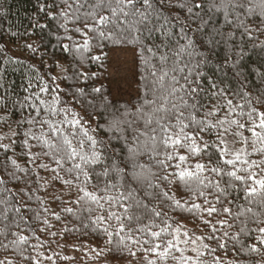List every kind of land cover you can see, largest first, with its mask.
Here are the masks:
<instances>
[{
    "label": "trees",
    "instance_id": "obj_1",
    "mask_svg": "<svg viewBox=\"0 0 264 264\" xmlns=\"http://www.w3.org/2000/svg\"><path fill=\"white\" fill-rule=\"evenodd\" d=\"M172 3L174 4L175 0H172ZM62 10L64 6L61 0H0V144L9 146L8 151L0 148V178L5 181L0 184V261L5 264L9 261L11 264H34V258L39 264H147L148 259H153L157 260V264H178L177 259L172 257L179 258L181 253L175 249L171 251L166 262L141 250L140 245H130L136 253L135 256L127 251L122 255L118 254L115 249L118 240L115 235L118 228L115 219L106 220L99 229L93 230L92 221L98 215L107 217L108 211L123 213V208L118 206L122 203L128 207L130 214L141 217L139 225L135 220L129 224L124 218L123 223L129 227L151 223L155 224V227L149 228V231L166 229L168 233H174L178 227L180 233H183L181 227H185L184 225L193 228L197 237L201 238H194V246L205 253L199 258L201 264H217V258L219 264H264V245L258 243L260 233L256 231L259 227H264V223H254L255 220L264 221V208L258 203L264 199V193L258 191L255 196H246L247 189L240 182L223 173L217 175L205 170L201 173V178L207 187L198 185L195 181L191 182V187L193 191L198 188L203 190L207 201L211 202L209 204L204 198H198L189 192L185 184L175 177V173L179 171L175 165L181 163L178 159L180 155L188 157L187 161L181 164V168L189 171H194L197 163L208 164L209 156L215 164L218 153L212 145L219 144L217 131L202 132L197 137L200 148L204 147L205 141L208 142L210 147L207 154L193 155L187 148L178 147L173 153L176 158L168 162L170 167L166 170L157 167L156 161L150 159V153L145 151L144 141L121 137L125 128H122V133L119 134L112 129L124 118L112 117V53L116 50H141L133 45L112 46L109 43L108 48L104 49L107 59L93 61L91 57L102 54L101 49L96 46L97 41L92 39L93 34L82 36L76 29H83V24L74 22L71 15L65 19L59 15ZM160 11L173 23H176V18L179 17L186 29H190L185 35L177 25L171 29L172 35L167 39L160 33L155 34L154 44L159 47L154 49V69L158 75L162 71L168 73L166 84L175 76L179 85H183V77L190 70L194 78L196 59L201 56L208 57L207 65L201 67L204 75L199 80L203 89L200 93L201 102L206 107L197 114V119H202L203 114L212 109L213 105L225 99H232L234 104H245L246 109L255 106L264 111V79L257 74L264 72V47L259 46L264 42V31L253 30L249 38L248 34H242L240 28L225 23L222 14H216L206 30L208 34H204L196 31L199 21L194 23L180 9L165 4ZM210 15L212 14L207 13L206 18ZM241 19L245 17L241 16ZM246 23L255 29L258 22L256 17H252L246 20ZM260 27L264 29V25ZM213 28L219 29L222 35H215ZM209 34L214 38L211 45L208 44ZM86 38L90 41L89 51L82 48ZM189 39L196 42L194 58L187 54V51L191 50L181 51ZM65 45L70 46L72 50L65 51ZM77 48H80V51H76ZM241 50L243 58L234 69L231 64L239 58L237 53ZM144 53L151 54L147 51ZM162 56H167V60L162 61ZM237 69L240 75H237ZM136 81L140 84L137 78ZM210 81H214L218 89L225 91L224 97L211 98L216 89L211 88ZM142 85L147 90L146 98L153 99L152 83L147 76L142 80ZM43 88L48 91H42ZM94 88H100L101 92H93ZM81 90L83 95H80ZM245 91L248 93L250 104L242 99V93ZM178 95H183V92ZM141 102L137 100L134 109L137 110ZM53 108L57 109L55 114L52 112ZM64 109L68 111L64 112ZM225 112L226 110L222 109L220 116L225 115ZM209 119L215 121L216 118ZM29 120L36 122L30 124L27 122ZM43 120H48L60 131L53 133L47 124L39 123ZM75 120L80 121L77 128H73L70 123ZM186 131L191 134L193 128ZM25 132H29L30 136L34 134L42 139L48 138L52 142L62 140L63 135H69L70 132H76L75 138L69 135V139H72L73 145L77 147V141L84 140L86 148L88 138L83 133L87 132L99 142L97 151L101 154V161L86 167L90 179L85 183L83 174L72 168L71 162L65 159L63 167H58L51 155H45L46 152L51 153V149L43 144L42 139L26 137ZM244 134L250 137V133ZM224 137L232 154L225 158H232L242 145L229 134H224ZM25 140L28 141L27 145ZM129 148L138 150L136 161L145 166L144 178L139 183L131 176ZM87 150L91 151L90 148ZM168 151L173 150L169 148ZM260 158L258 155L250 157L256 160ZM157 159L163 160L164 156L160 155ZM12 160L16 161L18 167L12 165ZM113 165L123 170V178L115 172H110L107 183L116 184L117 187H110L105 192L106 178L100 173ZM220 166L225 171L233 170L222 162ZM236 167L242 166L237 164ZM69 168H72L71 172L68 171ZM53 169L56 171H52ZM254 171L259 173L257 178L264 177V173H260L258 169ZM238 174L245 175L242 171ZM77 175L80 176L79 180L76 179ZM163 175H169V180L175 182L169 184L161 180ZM65 181L71 183L65 184ZM149 181L157 187H150ZM217 182L220 188L225 190L223 195H220L215 187ZM121 183L123 188L119 187ZM250 184L251 182L249 186ZM80 188H86L98 196L119 197L123 191L127 197V193L131 192V198L118 200L111 208L101 200L104 204V210L101 211L90 201L77 203L83 196ZM164 192L172 199H165L162 195ZM177 200L180 201L181 207L172 206ZM137 202L139 207L136 206ZM193 204L201 205V210L193 209ZM144 205H147V208L143 207ZM209 206H215L217 209L211 216L206 211ZM16 208L20 211L17 212ZM88 208L93 211L89 213ZM224 208L230 209V213H225ZM248 208L253 211L248 212ZM67 209L72 211L68 212ZM153 210L161 212L162 215L154 216ZM253 213L257 215L254 216ZM57 216L60 219H57ZM168 225H171V228ZM103 227H108L109 231L113 232L112 245L106 243L108 237L103 234ZM19 236L27 237V243L14 244L13 241ZM171 238L173 237L164 233L161 235V240ZM221 243L225 245L224 248L219 247ZM204 244L215 251L204 249ZM253 245L259 251L252 252L250 246ZM142 247L146 249L150 245L144 244ZM179 247L185 249V256H190L191 248L185 245L182 247L180 244ZM97 252H100V255H97Z\"/></svg>",
    "mask_w": 264,
    "mask_h": 264
},
{
    "label": "snow or ice",
    "instance_id": "obj_2",
    "mask_svg": "<svg viewBox=\"0 0 264 264\" xmlns=\"http://www.w3.org/2000/svg\"><path fill=\"white\" fill-rule=\"evenodd\" d=\"M64 10H62L59 15L67 19L70 15L73 17L74 22H80L83 24V29L77 28L76 31L79 32L82 36H87L88 33H92V39L97 41V47L101 49V55L93 56L91 59L93 61H102L107 59V52L104 49L108 48L109 43L112 46H127L133 45L138 47L140 51V56L143 58L144 52L152 53L154 55V49H158V45L154 44L155 34L160 33L166 39L172 35L171 29L180 26L181 32L186 35L187 30L184 23L180 21L179 17L176 18V23L168 17L162 15L160 9L167 4L169 7H176L181 11L187 14V17L191 19L194 23L199 21L197 24L196 31L204 34L207 33V29L214 19L216 14H222L224 17L225 23L233 25L242 30V34H248L251 38V33L253 30L264 31L260 25H264V0H175V3H172V0H61ZM43 11V9H41ZM211 13L212 15L207 16L206 14ZM241 16H244L245 19H241ZM256 17L257 27L253 29L246 20ZM86 30V31H85ZM212 32L215 35H222L219 29H212ZM208 40V44L211 45L214 42V38L211 34ZM232 34H229L231 38ZM71 39V37H68ZM107 42V43H106ZM195 45L196 42L192 39H189L188 42L182 46L181 51H187V54L190 58L195 56ZM264 47V42L259 45ZM29 47H31L29 45ZM90 41L89 39H84L82 48L84 51L90 50ZM65 51L72 50L70 46H64ZM76 51H80V48H77ZM239 57L231 64L232 68H237L240 64V60L243 58V51L237 53ZM162 61L167 60V56L161 57ZM207 56H201V58L196 59L195 62V77L193 78V73L190 70L187 75L183 77L185 83L179 85V81L176 80L175 76L171 78L170 83H165V78L168 76L167 72H161L158 75L157 71L153 70L150 72V75L154 77L152 80V91L153 99L145 100V103L140 105L137 109L139 118L143 121L144 130L139 131V135L136 137L139 141L140 137H146V140L143 143L145 151L150 153V159L156 161V166L162 169H167L171 165L169 161L176 158L173 153L177 150L178 147L187 148L190 154L199 155L201 153L207 154V149L210 147L208 142H204V147L200 148L197 144V137L202 132H207L210 130L217 131V140L219 144L212 145V147L217 150V158L215 164L212 163V158L209 156V163H197L195 165L194 171H189L186 168H181V164L186 162L188 157L180 155L178 157L181 163L175 165L178 172L175 173V177L179 181L183 182L188 188L189 192H192L193 195H196L198 198H204L206 203H211L207 201L205 192L201 189H196L193 191L191 187V182L195 181L198 185H207L204 184V179L201 178V173L205 170H209L217 175L224 174L230 177L232 180L240 182L247 189L246 196H255L258 191L264 193V177L257 178L259 173L254 171L258 169L260 173H264V111H260L255 106H251L246 109L245 104H234L232 99H225L223 102H217L213 105L212 109L203 114L202 119H197V114L201 109L205 108L206 105L201 102L200 93L203 89L200 86L199 80L203 77L204 73L201 71L202 65H207L208 63ZM154 68V66H153ZM264 79V72L257 73ZM237 75H240L239 70L237 69ZM179 85V87H177ZM212 89L216 91L212 92L211 98L215 99L217 97H224L225 91L223 89H218L214 81H210ZM42 91L47 92V88H43ZM183 92V95H178L179 92ZM93 92L100 93V88H94ZM80 95H83V90L80 91ZM147 95V93H146ZM248 93L245 91L242 93V99H245L246 103L250 104L251 102L247 99ZM55 99V98H54ZM178 101V102H177ZM259 102V101H258ZM41 103H44L41 101ZM222 109H225V115L220 116ZM57 111L56 108L52 109L53 114ZM67 112V109L63 110ZM235 116V118H232ZM209 117H215V121L210 120ZM243 120V122H241ZM28 123H35L34 120L27 121ZM42 125L47 124L53 133L59 132L60 129L54 127L48 120L40 121ZM73 128L80 126V121H70ZM193 128V132L189 134L186 130ZM250 133V137L246 136L244 133ZM224 134H229L233 136L236 142L240 143L242 147L236 151L232 158H225L232 155L227 148V141L224 137ZM26 137L30 136L29 132H25ZM70 136L75 138L76 132H70ZM69 135H63L62 140L58 142H52L48 138H43L31 135V139L41 140L43 144L47 145L51 149V153L46 152L45 155H51L54 159V162L58 167H63V162L65 159L72 164V168H75L79 173H82L86 183L90 179V174L86 170L88 165L96 164L101 161V154L97 151V144L99 143L94 137L89 136L87 132H84L83 135L87 136L88 144L87 148L85 146L84 140H78L77 146L73 145L72 139H69ZM202 139V137H200ZM28 141L25 140L27 145ZM223 145V147H221ZM250 145V150H249ZM0 148H3L5 151H8L9 146L0 144ZM90 148L89 152L87 149ZM171 148L173 151L169 152L168 149ZM132 168V179L136 182H140L143 177V170L145 166L136 161V156L138 155V150L136 148H129ZM163 155L164 159H157L158 156ZM260 156L259 160L250 159L252 156ZM79 160V162H77ZM221 162L224 165L231 166L233 170L225 171L220 165ZM13 166L16 165V161H11ZM240 164L242 167L237 168L236 165ZM18 167V166H17ZM46 167V166H45ZM72 168H69L68 171L71 172ZM139 170V171H137ZM52 171H56L53 169ZM244 172L245 175H239V172ZM110 172H115L117 176L123 178V170L117 165H113L111 168L106 167L100 175L106 178L104 191L107 192L108 188L115 189L116 184H108L107 178ZM155 175V174H153ZM76 179L79 180L80 176L77 175ZM161 180L171 184L175 180H169V175H163L160 177ZM5 181L3 178H0V184H3ZM249 182H251L249 186ZM71 181H65V184H70ZM150 187H157L148 182ZM119 187L123 188L124 185L121 183ZM220 195L224 194L223 189L220 188L219 182L215 185ZM80 192L83 193L77 203L80 201H90L97 205V207L103 211L104 204L101 203L103 200L108 204L109 208L112 207V204L118 200H123L125 198H131V192L127 193L120 192L119 197L114 196H98L93 192H89L86 188H80ZM165 199H172L169 197L167 192L162 194ZM219 202V199L217 200ZM252 203V201H249ZM261 208H264V199L258 202ZM123 208V213L117 214L113 211H108L107 217L104 215H98L95 220L92 221L94 226L93 230L99 229V226L102 225L106 220L115 221L118 224L117 231L115 235L118 237V240L115 244L116 252L120 255L124 251H127L130 255L135 256L136 253L132 251L130 245H140L141 250L146 253H151L156 256L160 261H165L169 258V255L173 249L180 252L181 255L179 258L173 256V259H177L178 264H201L200 257L205 253L199 251L197 248H193L192 251L195 253V256H185L184 250L179 247L181 242L187 243V241H181L179 239L180 228H176L174 233L166 232V229H161L160 231H149V228L155 227V224H149L146 226H138L135 228L129 227L123 223V219L126 218L129 221V224L135 220L139 225L141 217L139 215H132L129 212L128 207L124 206L122 203L118 205ZM137 207H139V202H137ZM173 207H181L180 201H175L172 205ZM143 207L147 208V205ZM193 209L197 211L201 210V205L193 204ZM89 213L93 211L92 208L87 209ZM191 211L192 209H188ZM16 211L19 212L20 209L16 208ZM68 212H71V209H67ZM209 216L217 212L215 206H209L206 209ZM225 213H230V209L224 208ZM248 212H252L251 208L247 209ZM7 212V209H5ZM153 214L156 217H160L162 214L159 211L153 210ZM253 215H257L253 213ZM60 219L59 216L56 217ZM166 223V221H165ZM209 223V221H205ZM254 223L260 224L264 223L261 220H255ZM87 228L88 225H85ZM171 228V225H168ZM127 229V231H126ZM102 232L108 237L106 243L108 245L113 244V232H110L108 227H103ZM215 231V229H214ZM260 233V236L257 238L259 244L264 245V227H259L256 229ZM124 233V235H121ZM133 233H140V236H134ZM172 236L171 239L161 240V235ZM187 236V233H184ZM227 235V233H225ZM147 238H143V237ZM215 237H209V239H214ZM200 240V237L196 238ZM235 239V237H234ZM28 238L25 236H19L16 241H13L14 244H26ZM195 243V241H193ZM144 244L150 245L149 248H143ZM220 248H224V244H219ZM204 249L209 251H215L214 249H209L207 244L203 245ZM252 252H257L259 249L256 246H250ZM95 251V249H93ZM111 251V249H109ZM97 255H100V252H97ZM25 259H30L25 257ZM34 260V264H39L38 260ZM51 259V257H47ZM65 259H67L65 257ZM0 264H5L4 261H0ZM11 264V261L8 262ZM55 264V262H53ZM147 264H157V260L148 259ZM217 264H219L217 258Z\"/></svg>",
    "mask_w": 264,
    "mask_h": 264
},
{
    "label": "rangeland",
    "instance_id": "obj_3",
    "mask_svg": "<svg viewBox=\"0 0 264 264\" xmlns=\"http://www.w3.org/2000/svg\"><path fill=\"white\" fill-rule=\"evenodd\" d=\"M112 75L114 78L112 91H113V112L112 117L121 119L119 124L116 123L115 127H112L113 131L117 134L122 133V128H125V132L121 137L131 138L137 141L136 137L139 135V131L144 130L143 121L139 118L138 111L134 109L137 106V100L142 101L140 105L145 103V100H151L146 97L147 90L142 85V80L147 76L151 83L154 77L150 75V72L155 70L153 68L155 59L154 55L144 53L143 58L140 56V52L135 50H116L112 53ZM136 78L140 84H137ZM122 115V116H121ZM121 116V117H120ZM115 124V123H114ZM110 127V126H109ZM146 137H140L139 141H145ZM181 227L183 233L179 234L181 241H187V243L181 242L180 245L191 248L190 256H194L192 251L195 248V241L198 235L195 234L193 228L184 225ZM196 230V229H195ZM187 233V236L184 233ZM198 249V248H197ZM185 250V249H184ZM100 264V263H99ZM105 264V263H104ZM114 264H135V263H114Z\"/></svg>",
    "mask_w": 264,
    "mask_h": 264
}]
</instances>
